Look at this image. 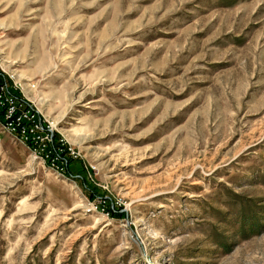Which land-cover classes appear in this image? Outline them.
Returning a JSON list of instances; mask_svg holds the SVG:
<instances>
[{"label": "rangeland", "instance_id": "obj_1", "mask_svg": "<svg viewBox=\"0 0 264 264\" xmlns=\"http://www.w3.org/2000/svg\"><path fill=\"white\" fill-rule=\"evenodd\" d=\"M0 72L76 159L0 127V264H264V0H0Z\"/></svg>", "mask_w": 264, "mask_h": 264}, {"label": "built area", "instance_id": "obj_2", "mask_svg": "<svg viewBox=\"0 0 264 264\" xmlns=\"http://www.w3.org/2000/svg\"><path fill=\"white\" fill-rule=\"evenodd\" d=\"M0 111H2L1 130L14 135L45 164L64 173V159L57 154H52L51 151L52 130L40 120L30 105L25 104L10 90L5 82H0ZM61 150V148L58 149V151Z\"/></svg>", "mask_w": 264, "mask_h": 264}, {"label": "trees", "instance_id": "obj_3", "mask_svg": "<svg viewBox=\"0 0 264 264\" xmlns=\"http://www.w3.org/2000/svg\"><path fill=\"white\" fill-rule=\"evenodd\" d=\"M9 81L7 77L0 72V82H5L8 86H10ZM15 95L20 98L18 94ZM1 114L2 111H0V117ZM58 138H59L58 134L53 132V143L51 145L52 154H57L60 158L64 159L65 163H64L63 172L68 176H72V164L73 162H75L76 159L69 155L66 145H61L60 142L58 141ZM59 148H61L62 150L58 151ZM78 178H80V181L83 180L82 177H77V179ZM81 186L85 190V192L87 193L90 199L96 197V194L92 190H90L88 184L85 181L81 182ZM99 205H101L102 210L106 211L108 215L112 218H121L125 214L123 211H121V207H118L114 204L111 198L107 199L101 196V202ZM99 205L98 207H100Z\"/></svg>", "mask_w": 264, "mask_h": 264}]
</instances>
